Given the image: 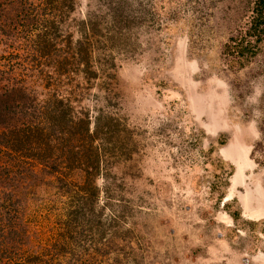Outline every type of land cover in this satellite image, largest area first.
<instances>
[{
	"label": "rangeland",
	"instance_id": "rangeland-1",
	"mask_svg": "<svg viewBox=\"0 0 264 264\" xmlns=\"http://www.w3.org/2000/svg\"><path fill=\"white\" fill-rule=\"evenodd\" d=\"M74 5L71 18L93 14L91 20L97 17L107 35L100 40L104 47L94 50L98 76L81 106L91 117L106 116L110 126L103 122V130H111L125 149L116 157L106 154L107 165L96 175L106 211L101 221L94 215L82 228L71 225L75 238L90 248L89 258L101 264H113L111 257L122 264H264V46L249 59L237 56L238 48L230 56L224 51L226 43H243L249 31V0H74ZM117 6L121 16H129V46L122 37L115 44L107 40L102 18ZM8 24L4 31L10 33ZM38 28H16L5 41L9 49L0 44V56L10 54L16 62L17 54L22 63L19 56L26 55L44 65L34 46ZM40 70L56 67L50 62ZM32 74L21 75L26 92L42 88L44 101L58 85L37 78V69ZM64 76L59 83L75 78ZM98 139L110 148L104 134L88 139L90 147L97 148ZM75 176L83 181L79 172ZM49 235L39 231V241ZM108 243L109 252L118 250L103 256L93 251H105Z\"/></svg>",
	"mask_w": 264,
	"mask_h": 264
},
{
	"label": "trees",
	"instance_id": "trees-1",
	"mask_svg": "<svg viewBox=\"0 0 264 264\" xmlns=\"http://www.w3.org/2000/svg\"><path fill=\"white\" fill-rule=\"evenodd\" d=\"M249 2L247 38H240L243 43L239 45L226 43V56L234 54V47L238 48L237 56L249 59L257 55L258 47L264 46V0ZM119 8L102 20L107 21L104 27L109 32V42L115 44L122 37L128 45L129 16H121ZM75 10L74 0H0V44L7 46L5 41L15 36L16 28L40 27L34 46L45 61L38 66L30 58L27 61L26 55L19 56L22 63L17 62V54L13 56L16 62L10 61V54L0 56V264L102 263L96 257L89 258L90 248L75 238L79 235L72 232V226H85L94 215L98 223L101 221L106 211L100 205L95 178L107 165L106 154L116 157L125 149L113 140L111 130H103L106 116L97 112L91 117L90 110L81 106L87 100L88 86L98 76L99 70L92 64L94 50L104 47L107 35L100 32L97 17L91 20L93 14L71 18ZM5 21L10 33L4 31ZM114 56L113 51L108 55L111 59ZM50 62L55 72L40 70ZM97 64L99 67V61ZM35 69L37 78L46 84L54 79L58 85L44 101H39L44 95L40 93L42 88L31 91L32 95L26 92L23 77H35L31 75ZM63 75L81 78L59 83ZM105 124L109 127V120ZM103 134L112 141L110 148L101 139L97 148L90 147L88 139L101 138ZM219 145L224 146V141L219 140ZM209 151L213 153L212 148ZM40 167L48 170L43 173ZM76 172L82 175V182L72 178H78ZM223 207L228 208V204ZM237 216L230 215L234 220ZM116 217L112 214L109 219L114 221ZM39 231L50 234L49 238L39 241ZM108 245L105 251L101 247L93 251L103 256L118 250L112 248L109 252ZM110 260L113 264L123 263L113 257Z\"/></svg>",
	"mask_w": 264,
	"mask_h": 264
}]
</instances>
